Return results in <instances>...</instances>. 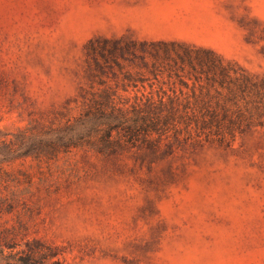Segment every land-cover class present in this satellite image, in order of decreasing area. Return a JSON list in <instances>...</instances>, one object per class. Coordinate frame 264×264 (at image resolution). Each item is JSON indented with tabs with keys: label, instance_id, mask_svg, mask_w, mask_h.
Here are the masks:
<instances>
[{
	"label": "rangeland",
	"instance_id": "rangeland-1",
	"mask_svg": "<svg viewBox=\"0 0 264 264\" xmlns=\"http://www.w3.org/2000/svg\"><path fill=\"white\" fill-rule=\"evenodd\" d=\"M104 38L210 48L264 78V0H0V133L77 114ZM30 238L65 264H264V123L228 146L0 159V245Z\"/></svg>",
	"mask_w": 264,
	"mask_h": 264
},
{
	"label": "trees",
	"instance_id": "trees-1",
	"mask_svg": "<svg viewBox=\"0 0 264 264\" xmlns=\"http://www.w3.org/2000/svg\"><path fill=\"white\" fill-rule=\"evenodd\" d=\"M88 55L94 79L83 88L77 114L10 137L0 133L1 161L50 159L73 149L107 157L130 147L157 148L171 137L228 146L264 123V78L210 48L104 38L90 43ZM106 69L113 84L103 77ZM0 264L65 263L57 245L30 238L22 245L5 240Z\"/></svg>",
	"mask_w": 264,
	"mask_h": 264
}]
</instances>
